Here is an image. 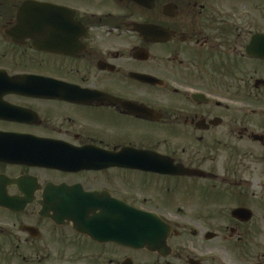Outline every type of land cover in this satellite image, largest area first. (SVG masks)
Instances as JSON below:
<instances>
[{"label": "flooded vegetation", "instance_id": "flooded-vegetation-1", "mask_svg": "<svg viewBox=\"0 0 264 264\" xmlns=\"http://www.w3.org/2000/svg\"><path fill=\"white\" fill-rule=\"evenodd\" d=\"M0 264H264V0H0Z\"/></svg>", "mask_w": 264, "mask_h": 264}, {"label": "water", "instance_id": "water-1", "mask_svg": "<svg viewBox=\"0 0 264 264\" xmlns=\"http://www.w3.org/2000/svg\"><path fill=\"white\" fill-rule=\"evenodd\" d=\"M127 226H129V231L132 233L134 246L137 245L139 240H144L147 237L152 238L160 234L158 220L150 219L135 212L132 214V220L127 222Z\"/></svg>", "mask_w": 264, "mask_h": 264}]
</instances>
